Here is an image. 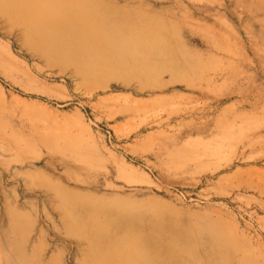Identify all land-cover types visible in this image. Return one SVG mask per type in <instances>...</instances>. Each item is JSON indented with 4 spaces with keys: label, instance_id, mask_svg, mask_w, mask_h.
Here are the masks:
<instances>
[{
    "label": "rangeland",
    "instance_id": "1",
    "mask_svg": "<svg viewBox=\"0 0 264 264\" xmlns=\"http://www.w3.org/2000/svg\"><path fill=\"white\" fill-rule=\"evenodd\" d=\"M98 2L139 40L0 14V264H264V0Z\"/></svg>",
    "mask_w": 264,
    "mask_h": 264
},
{
    "label": "bare ground",
    "instance_id": "2",
    "mask_svg": "<svg viewBox=\"0 0 264 264\" xmlns=\"http://www.w3.org/2000/svg\"><path fill=\"white\" fill-rule=\"evenodd\" d=\"M113 13L108 5H102L98 0H0V14L8 15L13 21L24 24L27 35L36 42L42 53L49 54L48 51L54 48L57 50H53L56 55L65 52L68 57L78 49L86 47L116 44L126 47L131 42L139 40L140 37H137L132 29L123 31L119 27L124 20H116L119 17ZM95 222L93 216L92 226ZM76 229L79 235L88 238L90 236L89 240L93 243V255L100 257L101 264H106L104 258L107 255L99 254L98 235L101 232L97 230V227L84 229L83 224H80Z\"/></svg>",
    "mask_w": 264,
    "mask_h": 264
}]
</instances>
